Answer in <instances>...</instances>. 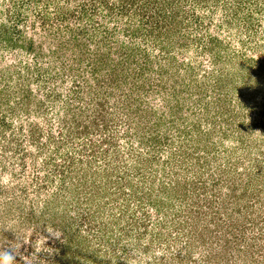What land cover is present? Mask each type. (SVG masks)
<instances>
[{
    "label": "rangeland",
    "instance_id": "374dc122",
    "mask_svg": "<svg viewBox=\"0 0 264 264\" xmlns=\"http://www.w3.org/2000/svg\"><path fill=\"white\" fill-rule=\"evenodd\" d=\"M122 1L0 0V264H264V0Z\"/></svg>",
    "mask_w": 264,
    "mask_h": 264
},
{
    "label": "trees",
    "instance_id": "16d2710c",
    "mask_svg": "<svg viewBox=\"0 0 264 264\" xmlns=\"http://www.w3.org/2000/svg\"><path fill=\"white\" fill-rule=\"evenodd\" d=\"M129 1H131L130 3H131V5H134L138 0H123L122 1V3L123 4H129ZM163 4H165V2L163 1ZM162 3H161V5H160V8H159V13L161 14V11H162V5H163ZM124 7V6H123ZM145 15V12H144V14H143V16ZM163 15H165V14H163ZM173 16V15H172ZM150 17H152V13H149V15L147 16V18L149 19ZM170 17V16H169ZM165 18V17H164Z\"/></svg>",
    "mask_w": 264,
    "mask_h": 264
}]
</instances>
